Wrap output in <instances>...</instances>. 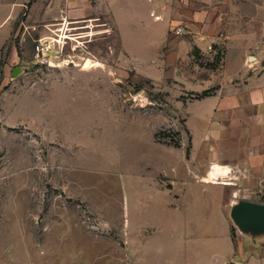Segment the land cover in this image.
I'll return each mask as SVG.
<instances>
[{
	"label": "rangeland",
	"instance_id": "374dc122",
	"mask_svg": "<svg viewBox=\"0 0 264 264\" xmlns=\"http://www.w3.org/2000/svg\"><path fill=\"white\" fill-rule=\"evenodd\" d=\"M113 6L146 72L163 29L144 28L145 13L133 27L126 5ZM58 10L43 23L24 10L3 52L0 264H207L225 253L223 188L191 181L186 200H172L190 149L182 111L194 98L139 73L109 16L79 22ZM56 24L75 28V40L58 67H40L35 44Z\"/></svg>",
	"mask_w": 264,
	"mask_h": 264
},
{
	"label": "crops",
	"instance_id": "0c3cea01",
	"mask_svg": "<svg viewBox=\"0 0 264 264\" xmlns=\"http://www.w3.org/2000/svg\"><path fill=\"white\" fill-rule=\"evenodd\" d=\"M28 1L0 0V68L9 65L3 52L24 10L42 23L60 18L58 6L79 22L109 16L139 73L169 85L177 98H194L182 111L190 149L172 200L185 201L191 181L220 186L227 194L221 209L227 250L207 264H264V240L242 236L227 218L236 200L264 203V0H35L30 9ZM114 3L126 5L133 27L135 16L145 13L144 28L163 29L156 32L146 72L125 46ZM177 27L185 34L176 35Z\"/></svg>",
	"mask_w": 264,
	"mask_h": 264
},
{
	"label": "water",
	"instance_id": "95a60500",
	"mask_svg": "<svg viewBox=\"0 0 264 264\" xmlns=\"http://www.w3.org/2000/svg\"><path fill=\"white\" fill-rule=\"evenodd\" d=\"M89 61L85 63L86 68ZM22 71L21 68L15 69L12 78L19 76ZM229 218L242 236L252 241L264 240V203L236 200L231 206Z\"/></svg>",
	"mask_w": 264,
	"mask_h": 264
},
{
	"label": "built area",
	"instance_id": "2783aa9c",
	"mask_svg": "<svg viewBox=\"0 0 264 264\" xmlns=\"http://www.w3.org/2000/svg\"><path fill=\"white\" fill-rule=\"evenodd\" d=\"M56 25L58 26H55V29L48 28L55 36L41 38L35 44V63L40 67H58L65 60L62 59V56L66 45L69 41L75 40L73 32L75 28L67 26L65 30L64 24ZM174 32L176 35H184L186 30L183 27H177ZM66 62L68 64L75 63L73 59H67Z\"/></svg>",
	"mask_w": 264,
	"mask_h": 264
},
{
	"label": "bare ground",
	"instance_id": "6f19581e",
	"mask_svg": "<svg viewBox=\"0 0 264 264\" xmlns=\"http://www.w3.org/2000/svg\"><path fill=\"white\" fill-rule=\"evenodd\" d=\"M93 66H95V63H94L93 61H89V66H88V68H92ZM216 168H218V167H216ZM216 168H215V169H216ZM217 180H218V179H214V180H212V181H215V182H216ZM209 181H210V180H209ZM212 181H211V182H212Z\"/></svg>",
	"mask_w": 264,
	"mask_h": 264
},
{
	"label": "trees",
	"instance_id": "16d2710c",
	"mask_svg": "<svg viewBox=\"0 0 264 264\" xmlns=\"http://www.w3.org/2000/svg\"><path fill=\"white\" fill-rule=\"evenodd\" d=\"M233 230L235 231V229L233 228Z\"/></svg>",
	"mask_w": 264,
	"mask_h": 264
}]
</instances>
